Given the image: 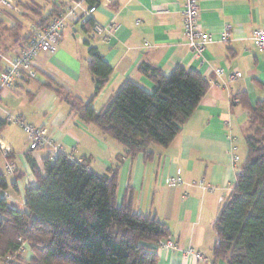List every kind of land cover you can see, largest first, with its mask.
I'll return each mask as SVG.
<instances>
[{
    "label": "crops",
    "instance_id": "obj_1",
    "mask_svg": "<svg viewBox=\"0 0 264 264\" xmlns=\"http://www.w3.org/2000/svg\"><path fill=\"white\" fill-rule=\"evenodd\" d=\"M72 2L19 0L14 11L20 16L3 12L0 67L25 47L26 37L37 22L58 5ZM110 2L101 0L87 17L103 26L114 24L115 30L96 35L84 31L80 21H68L55 49L36 57L35 76L17 80L3 91L0 122L5 124L0 126V147H8L13 154L6 157L0 148V173L5 174L7 163L13 164L15 169L8 181L18 185L17 190L5 192L7 200L15 208L24 209V189L36 183L27 156L41 168L47 155L43 149H28L20 126L6 121L7 115H15L44 126L66 155L76 161L87 159L88 168L96 173L106 172L119 157L117 204L130 199L135 212L155 216L169 228L168 240L174 247L158 244L157 264H226L212 255L217 240L212 224L246 156L249 110L245 104L254 105L264 98V49H258L251 40L253 30H264V0H198L200 24L214 38L200 57L192 53L183 36V0H115L112 6ZM25 4L38 6L40 15L31 13ZM82 8L86 4L82 3ZM23 19L30 23L25 33ZM224 31L227 38L222 40ZM86 42L96 47L112 67L96 96ZM144 63L164 75L177 66L193 69L208 83L173 140L165 147L149 145V158L142 153L125 154L120 143L82 121L64 95L55 90L59 87L64 94L91 101L99 111L126 80L147 91L154 89L153 80L139 72ZM217 70L222 71L221 75L216 74ZM235 71L240 76L230 80L229 75ZM176 174L183 183L167 185L166 178ZM200 179L205 188L192 184ZM188 249L202 258L187 253Z\"/></svg>",
    "mask_w": 264,
    "mask_h": 264
},
{
    "label": "trees",
    "instance_id": "obj_2",
    "mask_svg": "<svg viewBox=\"0 0 264 264\" xmlns=\"http://www.w3.org/2000/svg\"><path fill=\"white\" fill-rule=\"evenodd\" d=\"M72 1L92 6L101 0ZM114 3L111 0L110 6ZM64 6L53 8L34 27ZM24 7L40 15L38 6ZM91 23L87 19L83 30L89 32ZM86 44L96 96L112 67L96 47ZM139 72L153 80L152 91L126 80L99 111L91 101L64 94L59 87L55 90L82 121L120 143L125 154L149 158V145L165 147L173 140L208 83L199 72L183 66L164 75L144 63ZM245 105L246 156L212 224L217 236L212 255L226 264H264V98ZM27 160L36 183L24 189L23 210L5 195L18 189L17 182L0 173V264H157L156 247L169 238V228L155 216L135 212L130 199L117 204L119 157L104 173L89 169L87 159L72 160L64 152L54 159L46 155L41 168L30 156ZM26 249L28 257L23 254Z\"/></svg>",
    "mask_w": 264,
    "mask_h": 264
},
{
    "label": "built area",
    "instance_id": "obj_3",
    "mask_svg": "<svg viewBox=\"0 0 264 264\" xmlns=\"http://www.w3.org/2000/svg\"><path fill=\"white\" fill-rule=\"evenodd\" d=\"M17 1L19 0H0V15L3 12L14 11L17 7ZM184 8L182 11V28L185 42L189 49L196 57H200L204 47L214 41L213 36L205 31L200 24V7L198 0H183ZM83 2H75L65 4V6L53 14L45 24L41 26L33 27L26 39L25 47L14 57L8 59L6 64L0 70V98L3 91L10 88L15 81L22 78H33L35 72V60L39 53L53 51L61 38L62 31L65 24L68 21L78 20L82 24L89 19L90 15L97 5L86 6L82 8ZM228 26L226 27L227 30ZM94 34L102 35L111 32L116 29L114 24L103 26L95 21H92L90 28ZM222 40L227 38V31L222 34ZM251 40L258 49H264V30L255 29L251 34ZM222 71L217 70L216 74L221 75ZM240 76L239 71H235L229 75V79L232 80ZM6 121L16 123L20 126L23 133L26 136L28 142V149L30 151H36L43 149L47 151L50 159L56 158V156L64 152L60 143L54 141L47 129L41 125H34L24 121L21 117L15 115H7ZM233 139L232 137H229ZM1 151L6 157H9L13 152L8 147H0ZM70 158V156H68ZM237 156L234 157V160ZM7 173L14 172V166L11 163H7ZM167 185H179L183 183L179 174L171 175L166 178ZM198 186L205 188L204 180L200 179L197 182H192ZM212 189V187H209ZM159 247L173 248V243L170 240H164L159 243ZM187 253L193 254L196 258L201 259L202 255L198 252H194L193 249H188Z\"/></svg>",
    "mask_w": 264,
    "mask_h": 264
},
{
    "label": "rangeland",
    "instance_id": "obj_4",
    "mask_svg": "<svg viewBox=\"0 0 264 264\" xmlns=\"http://www.w3.org/2000/svg\"><path fill=\"white\" fill-rule=\"evenodd\" d=\"M9 13H12V14H13V13H16L17 15L19 14V12H15V11H13V12H9ZM19 16H20V14H19ZM23 20H24V19H23ZM24 22H25L26 27H25L24 30H22L23 33H25L26 29L29 27V24H30L26 19L24 20ZM5 175H6V178H7L8 180L11 179V177L9 176V173L7 174V172H5ZM23 254H24L25 257H28V256L31 255V253L29 252L28 249H26V250L23 252Z\"/></svg>",
    "mask_w": 264,
    "mask_h": 264
}]
</instances>
